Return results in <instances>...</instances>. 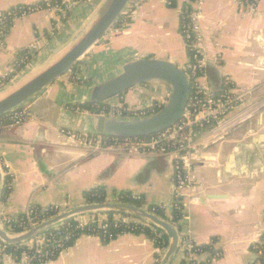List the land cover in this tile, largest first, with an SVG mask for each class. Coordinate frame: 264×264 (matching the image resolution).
Returning <instances> with one entry per match:
<instances>
[{
  "label": "crops",
  "instance_id": "0c3cea01",
  "mask_svg": "<svg viewBox=\"0 0 264 264\" xmlns=\"http://www.w3.org/2000/svg\"><path fill=\"white\" fill-rule=\"evenodd\" d=\"M45 0H0V12ZM105 0H82L61 20L42 11L14 21L0 49V80L13 73L20 50L36 46L33 60L14 78L0 83V91L62 50L91 20ZM132 0L126 26L108 34L72 70L57 79L23 106L31 117L12 126L0 118V162L11 178L7 199L0 202V218L15 217L29 206L58 207L61 212L86 205L83 193L104 190L140 196L146 205L161 206L169 215L174 200L173 170L164 157L89 154L57 136L66 128L84 133L81 105L89 90L117 75L122 66L140 58L167 60L179 68L189 54L180 35V10L184 0ZM201 48L208 58L205 83L218 93L224 76L239 90L250 91L245 104L264 98V0L250 13L238 0H202ZM220 55L219 64L213 58ZM73 77H80L73 82ZM156 83V84H155ZM134 87L107 103L134 107L165 101L161 83ZM147 89V91L145 89ZM152 90L156 93L153 95ZM86 134V133H84ZM204 160L192 168V203L184 198L182 230L200 247L212 242L220 257L209 264H252V247L264 235V112L220 139L200 148ZM105 213L98 216L99 221ZM93 216L79 218L88 223ZM158 254L145 236L123 235L103 244L95 237H81L72 247L47 264H154ZM208 256L196 258L201 264ZM174 260H182L177 252ZM0 264H20L0 254Z\"/></svg>",
  "mask_w": 264,
  "mask_h": 264
},
{
  "label": "built area",
  "instance_id": "2783aa9c",
  "mask_svg": "<svg viewBox=\"0 0 264 264\" xmlns=\"http://www.w3.org/2000/svg\"><path fill=\"white\" fill-rule=\"evenodd\" d=\"M81 1L82 0H45L40 4L21 5L6 11H1L0 49L5 48L2 32L4 28L14 21L27 18L30 15L42 11L54 12L63 20L67 13ZM238 2L244 6L248 12L253 13L258 0H238ZM201 5L202 0H184V5L180 10V15L182 13L184 16L182 22L180 21L179 31L189 54L188 63L182 68L189 84V97L183 116L175 125L146 137L113 138L95 136L79 133L66 128H62L57 132V136L60 140L70 146L80 147L89 154L106 153L126 157L146 156L167 158L173 170L172 181L174 199H176L174 204L181 209L183 218L185 217V204L183 199L185 198L189 203L196 200L194 197L190 196L189 193L193 185L191 177L192 168L204 160L200 148L208 145L212 141L220 139L226 133L249 123L264 112V98L244 105L243 103L246 99H249L251 92L239 90L234 81L228 76L223 77L222 88L218 93L211 91L205 83V70L208 58L201 48L202 38L199 26ZM123 25L126 26L127 22H124ZM23 50L25 51V55H30L34 53L36 46L31 45ZM219 61L220 55L213 58L215 64H219ZM72 81L79 82L80 77H73ZM166 102H154L144 107L103 102L96 104L93 112H87L89 114L105 117L109 116L124 120L141 119L157 113V110L164 106ZM3 117H6L5 120H7L10 125L15 126L28 121L31 114L27 108L18 107ZM0 165H2L1 162ZM1 167L5 171L3 172V176H8L6 167ZM10 186L11 181L6 184L8 191H10ZM51 207L61 212L58 207ZM25 214L28 224L24 232L44 221L40 222V220L34 216L32 206H29ZM79 218L80 217H76L75 220H77V226L81 227L84 223L80 222ZM1 219L3 222L9 223L13 221L14 217L2 216ZM99 223H101V221H99ZM57 232L58 228L56 227L52 233L47 235L39 234L29 241L24 242L25 246L29 248L31 252L28 255H23L18 263L31 264L33 261L42 263L50 254L48 248H61L62 244L54 240L55 236L53 233L57 234ZM259 244H261V242ZM7 246L9 245L0 241V254ZM198 248V246L191 242L186 232L181 228L177 252H182L184 262L181 263L180 260V262L176 263L173 259L171 264H198L195 260L197 256L203 254L207 255L208 258L201 264H209L220 257L219 253L211 255L210 252H201ZM157 252L162 257L164 251L157 250ZM260 255V252L255 254L256 258ZM4 256L10 257V255ZM46 263L45 261V264Z\"/></svg>",
  "mask_w": 264,
  "mask_h": 264
},
{
  "label": "water",
  "instance_id": "95a60500",
  "mask_svg": "<svg viewBox=\"0 0 264 264\" xmlns=\"http://www.w3.org/2000/svg\"><path fill=\"white\" fill-rule=\"evenodd\" d=\"M131 2L132 0H105L88 24L62 50L47 62L28 70L17 81L0 91V118L18 107H23L26 102L69 72L108 34ZM151 82H160L169 88L167 102L157 113L131 120L85 114L81 117L85 127L84 133L113 138L146 137L175 125L183 116L189 97V84L183 70L167 60L140 58L125 64L117 75L93 86L82 104H100L134 87ZM2 180L3 171L0 165V192ZM105 212H121L163 231L169 243L159 264L172 263L179 248L176 229L145 210L119 203L83 205L60 213L17 235L6 233L0 224V241L9 246L19 245L66 220Z\"/></svg>",
  "mask_w": 264,
  "mask_h": 264
},
{
  "label": "trees",
  "instance_id": "16d2710c",
  "mask_svg": "<svg viewBox=\"0 0 264 264\" xmlns=\"http://www.w3.org/2000/svg\"><path fill=\"white\" fill-rule=\"evenodd\" d=\"M166 3L169 8L176 7L175 0H167ZM128 15L129 13L124 12L114 24L112 29L124 27V22H129V19H126ZM183 16L184 14L182 13L179 16L181 22ZM10 26L11 24L4 28L2 32L3 38L6 36ZM32 60L33 54L25 55L24 50L18 51L17 58L13 65V73L8 75L6 79L0 80V83L8 82L12 78H14L18 73L26 69V67L30 65ZM74 108L78 110L93 112L95 109V105L81 104L76 105ZM2 171L5 172L3 168ZM10 181V176H3L2 187L0 192V202H4L7 199L9 191L7 190L6 184ZM83 200L86 205L119 203L145 210L146 212L156 216L157 218L169 223L172 227L176 229L177 234L180 237L182 228L181 221L183 219V214L181 213V209L179 208V206L174 204L176 199L173 200L169 215L165 214L164 209L161 206L146 205L140 196H133L128 192H119L117 194H114L111 200H108L103 189L94 188L83 193ZM32 210L34 212V216H36L38 220H40V222H42L43 220L47 221L60 213L58 209H55L51 206L45 208L32 206ZM100 214L101 213L92 214L91 216H93V219L89 223L84 224L81 227L77 226V220H75L76 218H72L62 223H59L56 226L50 228L49 230L43 232L42 234L47 235L49 233H52V231H54L57 227V234L53 233L55 236L54 240L60 242L62 244V247L54 249L48 248L50 254L46 259L43 260L42 263L33 261L31 262V264H45V261L47 263H50L56 260L62 252L72 247L74 243L83 236L95 237L98 238L103 244H108L126 234L133 236L142 235L148 238L153 244L154 248L158 251H165L168 246L169 239L167 235L160 229L152 226L151 224L143 220L129 217L121 212H105L106 218L101 221V223H99L98 216ZM0 224L6 233L17 235L24 232L28 224V220L26 214L23 213L15 216L13 221L9 223L3 222L0 218ZM260 242L261 244H257L251 249L254 254H258V252L261 253V255L258 256L252 264H264V235L261 237ZM213 244L214 242L209 245L200 246L198 249L201 252H210L211 255H213L215 253H218L212 249ZM30 252L31 250L27 248L23 242L19 245L7 246V248L1 253V255H10L13 260L18 262L23 255H28L30 254ZM160 257L161 256L159 253L155 255L154 264H158ZM183 262L184 258H182L181 260V263Z\"/></svg>",
  "mask_w": 264,
  "mask_h": 264
},
{
  "label": "rangeland",
  "instance_id": "374dc122",
  "mask_svg": "<svg viewBox=\"0 0 264 264\" xmlns=\"http://www.w3.org/2000/svg\"><path fill=\"white\" fill-rule=\"evenodd\" d=\"M158 83H160V82H158ZM149 84H154V82H151V83H149ZM156 84V83H155ZM161 85L166 89V92H165V101L164 102H166L167 101V99H168V95H169V88L166 86V85H164L163 83H161ZM145 86V85H144ZM139 88H141L140 86H139ZM143 89H145V88H143ZM146 91H147V89H145ZM148 90H149V88H148ZM149 91H151V93L153 92L152 90H149ZM153 95L154 96H156V93L155 92H153Z\"/></svg>",
  "mask_w": 264,
  "mask_h": 264
}]
</instances>
